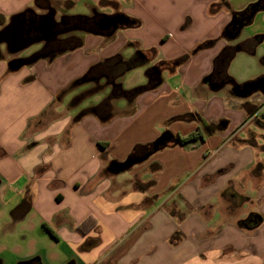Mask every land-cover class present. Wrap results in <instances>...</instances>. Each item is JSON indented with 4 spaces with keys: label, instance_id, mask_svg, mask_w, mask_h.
I'll return each instance as SVG.
<instances>
[{
    "label": "crops",
    "instance_id": "1",
    "mask_svg": "<svg viewBox=\"0 0 264 264\" xmlns=\"http://www.w3.org/2000/svg\"><path fill=\"white\" fill-rule=\"evenodd\" d=\"M105 3L129 27L66 36L108 15ZM35 5L43 17L54 10L62 32L33 46L56 49L15 73L0 57V207L16 206L2 233L29 235L15 241L27 246L14 247L9 264H264V103L256 97L264 95L240 97L236 87L245 82L228 74L237 56L255 57L263 43L264 35L242 33L264 8L233 10L229 0H0V30ZM237 13L248 25L230 40L224 32ZM147 26L153 32L144 44L135 41L139 32L137 39L126 32ZM119 56L129 61L120 87L108 85L116 105L62 115L64 103L77 110L81 94L70 95L82 78ZM250 59H259L261 74L248 81L264 76V56ZM142 67L143 84L126 88L125 73ZM102 77L92 82L112 85L115 75ZM197 131V144L180 145ZM165 132L177 144L115 170L151 153ZM144 145L151 150L136 151Z\"/></svg>",
    "mask_w": 264,
    "mask_h": 264
},
{
    "label": "rangeland",
    "instance_id": "2",
    "mask_svg": "<svg viewBox=\"0 0 264 264\" xmlns=\"http://www.w3.org/2000/svg\"><path fill=\"white\" fill-rule=\"evenodd\" d=\"M259 1L261 0H229V3L231 5V7L233 8V10H236L238 7H240L242 4H247V7H251L249 13L252 11V8L255 7V5H257L259 3ZM263 3V2H262ZM260 4V3H259ZM258 4V5H259ZM40 5V4H38ZM38 5H35L32 8V11L34 12V16L32 17H27L26 18V24L31 25L32 22H37V26H39V22H40V17H43L45 15V8L44 7H39ZM105 6L108 7V15H113L115 13H120V11L118 9H113L114 6L111 3H105L103 4ZM262 8H264V3L261 5ZM228 8V7H225ZM229 9V8H228ZM259 11V10H258ZM99 12V11H98ZM254 12V11H252ZM256 12V10H255ZM76 14H89V10H85V9H78L75 12ZM102 18V17H101ZM101 18H98L97 23L93 25H90V28L87 27L86 29H81V30H73L71 31L68 35L66 36H76L80 39H82L83 37H85L86 35L90 34V35H110L111 30H101L99 23ZM55 21L59 22V16H55ZM1 22V21H0ZM4 25L9 23V20H3ZM3 25V26H4ZM62 26H57L54 29V33H56V37L59 38V34L62 32L61 31ZM126 32H131L133 33V35L131 36L132 38H138L137 35H135V32H139V36L141 37V39L135 40L136 42H139L140 44H144L145 43V39H148L150 36V33L153 32V27L151 26H147L145 28H143V31H140L139 29L135 30V29H131L130 31H126ZM59 33V34H58ZM254 34H261L264 35V10H262L260 12V16H258V18L256 19V21L253 23V25L248 26L247 28H245V30L242 33V37L244 36H254ZM129 37V35H125V37ZM197 36H201V35H197ZM241 37V38H242ZM203 37H200V39ZM132 40V39H130ZM55 41V40H54ZM258 41H260V39H258ZM51 42V41H50ZM259 43V42H258ZM209 43H207L208 45ZM53 45V44H52ZM75 45H77V43H75ZM41 48V45H35L32 46L31 48L24 50L20 53H17L15 55H10L7 52L6 46L3 44L0 46V51H1V56L3 58H7L9 60H19V59H25V58H29L31 57L33 54H35V52H37L39 49ZM56 49V46L53 48H49L47 49L45 52H42V55H50L51 52H53ZM132 48H128L127 52L129 55L130 54V50ZM41 52V51H39ZM262 56H264V41L263 43H261L260 45H258L256 51H255V57H252L248 54L245 53H241V55L237 56L232 63L229 66L228 69V74L233 77L238 83H244L248 80H250V78H255L258 77L261 74V67L259 66V59L256 60L257 63L253 64V62H251V59H254L256 57L261 58ZM42 57V56H41ZM130 57V56H128ZM250 57V58H247ZM187 58V57H184ZM131 59V58H130ZM129 59L126 60L125 57L119 56L116 58H113L112 61H107L106 63H104L103 68L102 69H95L92 70L91 73H89L88 75H86L85 77L82 78L81 83H79L78 85H81L80 87H77V90H75L74 92H72V94L70 95V98L72 97V95H79L81 94L80 98L77 99V110L75 111H71L70 107H67L65 105V103L62 105V108H60V112L62 113V115H67L70 116L72 114H77V112H80L81 110H83L86 107H90L93 104H97L101 101H104V106L103 107H107L108 108V104L110 105L109 107L113 108L116 105V101L115 98L119 99V94L116 93L115 96H111L110 99L108 100V95L110 93V89L111 88H119L120 85L118 86V84L121 83L122 79L120 80L118 77H120V75L122 74V72H124V69L128 63ZM179 61V59L176 60V62ZM132 63L130 62L128 68L132 67ZM34 64H30L27 65L25 67H33ZM145 71H146V67H142V68H137L134 69L132 71H129L127 73H125L124 77H123V83L124 86L126 88H131L130 85H132L131 83H136V86H140L142 85L143 81H144V75H145ZM111 74L113 73V75H115V78L113 80V84L111 85L109 82L108 83H103L104 82V77H102V75H106V74ZM70 75V74H69ZM68 75V76H69ZM102 77L99 78V80L96 82H92L94 80H92V77ZM110 85L111 88L108 86ZM122 85V84H121ZM118 86V87H117ZM135 87V85H134ZM91 90V91H88ZM257 98H260V103H264V96H259L256 95ZM64 99V98H63ZM62 99V102H63ZM69 101L71 102V99L68 100V104ZM255 102V99H254ZM258 103V102H256ZM88 113V111H87ZM263 115H264V108H263ZM257 130V129H256ZM262 135H264V129H260ZM127 174H123L120 176V178H124L126 177ZM16 206H12V207H0V258L4 259L7 261V264H9V262H11L12 260H14L15 255L14 253H12V249L16 246H21L22 248L26 247L27 245H15V241L18 242L19 244H24L25 241H27V237L29 235L27 234H16L13 236V238H8L9 236H5L2 233V228H5L7 224L12 223V219H11V213L14 210ZM34 236H39V237H44V234L41 233H36ZM44 248H49L50 245H41Z\"/></svg>",
    "mask_w": 264,
    "mask_h": 264
},
{
    "label": "water",
    "instance_id": "3",
    "mask_svg": "<svg viewBox=\"0 0 264 264\" xmlns=\"http://www.w3.org/2000/svg\"><path fill=\"white\" fill-rule=\"evenodd\" d=\"M260 2L261 1H259V3ZM258 4L255 5V7L259 6ZM33 13L34 12L31 9H28L21 14L11 17L9 23L0 30V46L4 44L10 55H15L30 48L34 44L40 43L43 40L44 35L47 39L49 35L51 37H56L54 29L57 27L58 23L55 21L56 12L54 10H52L50 14L41 18L40 26H37V22H32L28 31L25 32V20L28 15ZM241 14L237 13L233 16L232 23L224 32L226 38L230 40L237 39L242 30L248 25L244 22L245 19H242ZM99 26L101 30H111L110 35H112L119 29L129 27V19L122 14L106 15L101 18ZM42 27L44 29L43 32H45L43 37H41ZM31 32L35 33L33 37L30 35ZM27 65H30V63L26 62L25 59H17L11 60L8 63V68L10 72L15 73ZM154 71H156V69H154ZM158 75H160L159 72ZM236 92L244 99L250 98L255 94L264 95V76L245 82L242 85H238L236 87ZM171 143L177 144V141L169 132H165L154 142L151 153L143 158L130 157L124 163H114V168L119 173L126 172L134 165L145 161L153 153L168 147Z\"/></svg>",
    "mask_w": 264,
    "mask_h": 264
},
{
    "label": "trees",
    "instance_id": "4",
    "mask_svg": "<svg viewBox=\"0 0 264 264\" xmlns=\"http://www.w3.org/2000/svg\"><path fill=\"white\" fill-rule=\"evenodd\" d=\"M42 52L43 51H41V52H37V53H35V54H33L31 57H29V58H27V59H25V61L26 62H35L36 60H38L41 56H42ZM143 89L142 88H140V89H136V90H134L135 92H139V91H142ZM133 91V92H134ZM202 139V134L199 132V131H197V132H194V133H192V134H190L189 136H187L186 138H181V139H179V142H180V145H182V146H188V145H195V144H197L200 140ZM151 150V145H144V146H141V147H138L137 149H136V151L137 152H146V151H150ZM48 232L51 234V236L53 237V238H55L56 239V237H55V235L52 233V232H50L49 230H48Z\"/></svg>",
    "mask_w": 264,
    "mask_h": 264
},
{
    "label": "flooded vegetation",
    "instance_id": "5",
    "mask_svg": "<svg viewBox=\"0 0 264 264\" xmlns=\"http://www.w3.org/2000/svg\"><path fill=\"white\" fill-rule=\"evenodd\" d=\"M262 2L264 3V0H261L259 6L254 7L253 10H254V11H255V10L257 11V9L259 10L260 8H262V7H261V5L263 4ZM50 11H51V10H50Z\"/></svg>",
    "mask_w": 264,
    "mask_h": 264
}]
</instances>
